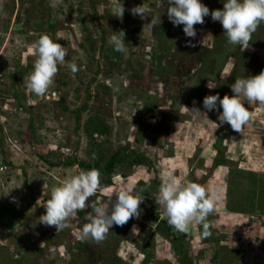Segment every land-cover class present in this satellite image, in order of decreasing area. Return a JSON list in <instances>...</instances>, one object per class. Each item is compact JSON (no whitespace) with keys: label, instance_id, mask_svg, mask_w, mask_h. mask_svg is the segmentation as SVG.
<instances>
[{"label":"rangeland","instance_id":"1","mask_svg":"<svg viewBox=\"0 0 264 264\" xmlns=\"http://www.w3.org/2000/svg\"><path fill=\"white\" fill-rule=\"evenodd\" d=\"M201 3L210 13L223 9V0ZM141 5L149 10L143 19L131 13ZM168 7L167 0H0V166L6 168L0 208L10 195L20 201L14 226L0 223V264H178L187 255L181 249L190 264H264V202L250 199L259 201L256 182L264 180V106H248L250 118L239 133L228 124L200 123L189 111L206 112L205 97H231L236 79L264 72V23L243 50L227 43L211 15L194 26L195 40L187 38L183 25L169 21ZM50 24L63 29L51 30ZM121 30L126 53L109 44ZM42 35L65 47L66 62L78 71L58 65L49 93L37 97L25 84L36 60L30 45ZM221 112H208L209 120L219 123ZM121 147L143 160L133 165L122 158L110 178L101 176L88 203L101 206L128 186L144 198L139 217L113 226L100 243L84 241L81 229L91 212L86 207L51 238L52 226L39 221L44 206L56 187L83 170L64 163L102 166ZM164 173L205 188L213 201L211 236L193 225L188 233L173 229L174 236L186 237L174 242L158 230L161 211L157 206L155 221L150 207ZM227 206L235 210L227 212Z\"/></svg>","mask_w":264,"mask_h":264},{"label":"clouds","instance_id":"2","mask_svg":"<svg viewBox=\"0 0 264 264\" xmlns=\"http://www.w3.org/2000/svg\"><path fill=\"white\" fill-rule=\"evenodd\" d=\"M167 3L169 21L174 26L183 25L185 36L192 40H195L197 36L194 26L203 25L204 18L211 15L213 22H219L222 25L227 43L238 45L246 50L252 35L264 23V0H223V9L211 13L201 0H167ZM119 5L117 11L120 17H123L125 8L121 3ZM148 11L144 5L131 9L134 16L139 15L142 19L148 16ZM125 35V32L121 30L113 32L110 37L109 44L115 52H127L124 43ZM188 46L196 45L190 40ZM29 50L36 60L25 87L37 97H43L49 93L58 73V65L67 63L73 74L78 71L76 64L66 62L65 57L68 56L66 48L48 35H42L30 45ZM230 87L233 93L231 97L225 95L221 99L217 94L204 98L203 108L207 110L206 112H202L199 108L187 109L200 123L208 122L216 128L228 124L233 131L241 132L250 118L248 106L254 104L264 106V72L257 76L236 79ZM209 89L213 88L209 87ZM52 96L56 100L60 99L58 93L53 92ZM220 109L222 112L218 115L219 123L210 121L207 113L213 110L219 112ZM100 183L101 173L94 168L82 170L78 175L65 179L61 186L51 192V198L44 206L45 214L39 218L40 224L53 226L56 232L63 231L70 227L68 221L75 212L89 207L91 208V212L87 214L89 222L81 229L80 238L84 241L93 240L100 243L113 226H123L130 219L139 217V206L144 202V198L128 186L118 187L113 193L115 200L111 199L101 206L88 203L97 193ZM154 201L161 211L160 219L165 220L177 232L188 233L191 226L201 225L203 235L211 236L207 218L213 212V201L202 185L194 182L185 184L175 176L164 173ZM28 237L29 239L25 238V241L29 243L31 236ZM29 245L27 248L30 247Z\"/></svg>","mask_w":264,"mask_h":264},{"label":"trees","instance_id":"3","mask_svg":"<svg viewBox=\"0 0 264 264\" xmlns=\"http://www.w3.org/2000/svg\"><path fill=\"white\" fill-rule=\"evenodd\" d=\"M48 28L51 29V30H60V29H63V26L61 24H58V25L50 24ZM109 55H110L111 59H115V57H117V53L113 54L112 52H110ZM161 59H162L161 56L157 57V60L159 62H161ZM176 67H178V66H175L174 68H176ZM13 97H16V95H13ZM146 110H149V109H146ZM124 157L129 159L130 163L133 164V165L134 164H138L139 162H141L143 160V154L136 153V152L130 150L128 147H121L118 150H116L112 155H110L107 158L106 163L104 165H102V166L100 165V163L98 161L95 162V163H90L89 164V163H86L84 161H75L74 159L72 161H66L64 163V166L65 167L78 166L79 168H81V169H83L85 171L91 170L93 168L94 169H98L100 171V173H101V176H106L107 178H110V175L112 174L114 168L116 167L117 164H119V162ZM231 178L235 179L236 177L232 176ZM230 180H233V179H230ZM256 184H258V186H259V194L257 195L259 197V201L255 200V198H250V199L253 200V202H257L259 204V202H264V189H262V188H264V180H262V179L259 180L258 179ZM249 202H251V201L249 200ZM143 206L145 207L147 205H143ZM156 208H157V205L154 202L153 205L150 207L151 211H153L151 213L150 217H152L155 221H158L159 215H158V213L154 212ZM232 208L233 207H228L227 206V210H228L227 212H231V211L235 210V209H232ZM17 217H18V210L15 209L13 206L7 205V206H2L0 208V223L6 224L5 226H14L15 222L17 221L16 220ZM4 218H7L8 220L7 221H3ZM158 224L160 225V226L158 225L159 226L158 230H160L163 234H165L167 236L172 235L174 237V242H178V241L182 242L183 240H185L186 237H184V236H182L180 238L177 235L174 236L173 235L174 234L173 233V228L171 226H169L168 223L165 220L159 219ZM18 236L16 235L15 240H18V241L21 242V239H16V238H18ZM52 237L55 238L54 236H51V238ZM81 244L83 245V242L80 243V245ZM82 245L78 248L80 251L82 249L81 248ZM181 250H182L181 251L182 253H187V255H188L187 250H184V249H181ZM187 255H185L183 257H178L179 258L178 259V264H190L189 260L187 259L188 258Z\"/></svg>","mask_w":264,"mask_h":264},{"label":"built area","instance_id":"4","mask_svg":"<svg viewBox=\"0 0 264 264\" xmlns=\"http://www.w3.org/2000/svg\"><path fill=\"white\" fill-rule=\"evenodd\" d=\"M94 137L96 138V135H94ZM5 170H6V168L4 166H0V174H3L5 172ZM45 188L46 187H43V189H45ZM7 203L11 206H14V207H18L20 205V201L16 195H10L7 199ZM49 230H50L51 235H59V233L62 232V231L56 232V229L53 226ZM79 240H81V238H79ZM25 245L28 246L29 244H25Z\"/></svg>","mask_w":264,"mask_h":264},{"label":"water","instance_id":"5","mask_svg":"<svg viewBox=\"0 0 264 264\" xmlns=\"http://www.w3.org/2000/svg\"><path fill=\"white\" fill-rule=\"evenodd\" d=\"M0 13H1V10H0Z\"/></svg>","mask_w":264,"mask_h":264},{"label":"crops","instance_id":"6","mask_svg":"<svg viewBox=\"0 0 264 264\" xmlns=\"http://www.w3.org/2000/svg\"><path fill=\"white\" fill-rule=\"evenodd\" d=\"M51 190V189H50Z\"/></svg>","mask_w":264,"mask_h":264}]
</instances>
